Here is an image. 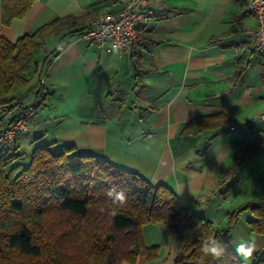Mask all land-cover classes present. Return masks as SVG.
Instances as JSON below:
<instances>
[{"label":"crops","instance_id":"obj_1","mask_svg":"<svg viewBox=\"0 0 264 264\" xmlns=\"http://www.w3.org/2000/svg\"><path fill=\"white\" fill-rule=\"evenodd\" d=\"M148 5L154 14L129 49L108 50L79 34L46 40V50L61 43L45 76L49 93L17 145H75L153 184H168L181 206L225 230L231 212L264 196V56L252 54L246 35L256 27L255 15L248 0ZM118 8L119 0H35L25 16L3 25L0 0V32L16 42L56 17L92 15L91 25ZM144 33L162 41L145 40ZM33 99L30 91L20 102ZM215 115L221 125L185 132L193 119ZM9 116L0 113V123ZM252 219L244 210L233 224V249V237L254 239L257 251L264 246Z\"/></svg>","mask_w":264,"mask_h":264},{"label":"trees","instance_id":"obj_2","mask_svg":"<svg viewBox=\"0 0 264 264\" xmlns=\"http://www.w3.org/2000/svg\"><path fill=\"white\" fill-rule=\"evenodd\" d=\"M34 1L2 0V24L10 25L25 16ZM233 1L245 4V0ZM91 16L56 17L16 42L0 32V113L10 115L1 121L0 130L30 104H38L37 111L44 103L49 92L41 80L61 46L58 43L46 50V40L53 35L64 38L81 33L90 26L87 21ZM142 37L162 41L147 33ZM41 52L43 56L36 57ZM19 88H26L25 92H16ZM30 91L34 92L33 101L21 103L22 95ZM222 122L218 115L197 117L185 132L196 134ZM18 137L13 145L0 148V264H136L140 255L152 260L159 249L145 243L143 227L156 222H162L183 242L174 264H244L228 241L244 210L253 214L252 230L264 235V196L231 212L226 229L220 230L213 220L181 206L168 184H153L138 172L80 153L75 145L55 149L51 144L37 145L27 166L8 170L21 156ZM112 187L127 194L125 204L111 203L105 193ZM114 207L116 215L112 216ZM208 236L226 245L221 258L201 260L200 242ZM251 264H264V255L257 251Z\"/></svg>","mask_w":264,"mask_h":264},{"label":"built area","instance_id":"obj_3","mask_svg":"<svg viewBox=\"0 0 264 264\" xmlns=\"http://www.w3.org/2000/svg\"><path fill=\"white\" fill-rule=\"evenodd\" d=\"M122 6L116 12L105 13L89 27L79 33L80 37L105 46L108 50L129 49L137 38L138 29L149 22L154 12L146 8L147 0H121ZM248 9L255 15L256 27L246 31L252 54L264 56V0H248ZM46 85V78L41 80ZM38 104H30L8 127L0 130V148L11 146L17 136L27 130L30 116L36 113ZM259 118L264 123V111Z\"/></svg>","mask_w":264,"mask_h":264},{"label":"rangeland","instance_id":"obj_4","mask_svg":"<svg viewBox=\"0 0 264 264\" xmlns=\"http://www.w3.org/2000/svg\"><path fill=\"white\" fill-rule=\"evenodd\" d=\"M181 1V3H186L188 4L191 0H179ZM118 3V2H117ZM149 0H147V4H146V8L150 9L153 11V9L149 8ZM122 6V1L119 0V8L117 10L111 11H105L102 12L99 17L105 13H110V12H116L120 9V7ZM145 25V24H144ZM142 25V26H144ZM44 48L48 47V43L44 44ZM35 115V114H34ZM33 115V116H34ZM33 116H30V118H32ZM29 118V120H30ZM29 120H28V126H29ZM0 127L1 123H0ZM28 129V128H27ZM31 142H24L21 148H19V153L21 154V156L16 159L10 166H8V170H10L11 168H14L15 166H27L30 163V157H31V153L33 151V149H31L30 146ZM231 209V208H230ZM143 234H144V239H145V243L148 246H157L158 247V256L155 258V260H157L156 264H167L168 262H171V260L175 258V256L177 255V253L182 249L183 247V242L178 239L173 237L168 231L167 229L164 227L162 222H156V223H147L144 225L143 227ZM260 252L262 253V255H264V246L259 245ZM141 258L140 264H143V262H145V264L149 263V259L146 258L145 256L140 255L138 262L136 264L139 263V260ZM252 261L249 262V264H251ZM154 264V263H153Z\"/></svg>","mask_w":264,"mask_h":264},{"label":"clouds","instance_id":"obj_5","mask_svg":"<svg viewBox=\"0 0 264 264\" xmlns=\"http://www.w3.org/2000/svg\"><path fill=\"white\" fill-rule=\"evenodd\" d=\"M105 195L110 199L114 206H120L127 202V194L122 189L116 187L106 190ZM112 216L116 215L115 207L111 212ZM230 243L234 246V252L241 258L244 264H249L253 260L254 254L257 252V245L254 239L244 237H233ZM227 251L226 245L222 240L214 236H208L201 240L199 252L201 260L205 258L219 259Z\"/></svg>","mask_w":264,"mask_h":264}]
</instances>
